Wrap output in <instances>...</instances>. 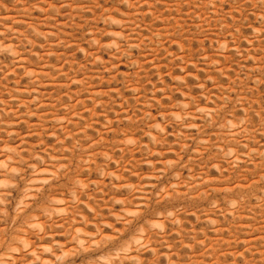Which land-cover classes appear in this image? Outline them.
<instances>
[{"label": "rangeland", "instance_id": "1", "mask_svg": "<svg viewBox=\"0 0 264 264\" xmlns=\"http://www.w3.org/2000/svg\"><path fill=\"white\" fill-rule=\"evenodd\" d=\"M0 264H264V0H0Z\"/></svg>", "mask_w": 264, "mask_h": 264}]
</instances>
